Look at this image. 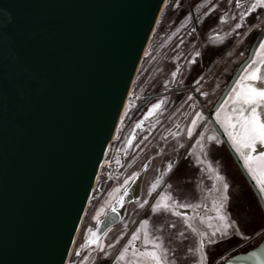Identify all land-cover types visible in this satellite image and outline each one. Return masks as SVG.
I'll return each instance as SVG.
<instances>
[{
  "label": "water",
  "instance_id": "obj_1",
  "mask_svg": "<svg viewBox=\"0 0 264 264\" xmlns=\"http://www.w3.org/2000/svg\"><path fill=\"white\" fill-rule=\"evenodd\" d=\"M165 1L0 0V264H65ZM233 262L264 264V242Z\"/></svg>",
  "mask_w": 264,
  "mask_h": 264
},
{
  "label": "rangeland",
  "instance_id": "obj_2",
  "mask_svg": "<svg viewBox=\"0 0 264 264\" xmlns=\"http://www.w3.org/2000/svg\"><path fill=\"white\" fill-rule=\"evenodd\" d=\"M173 1L174 0L165 1L152 35L146 45L143 58L127 93L124 110L117 122L114 132L115 138H113V141L109 144L108 152L103 160L106 164L100 169L97 176L90 201L80 223L76 239L70 250L67 264H100V262L96 259L99 258L100 255L106 253L108 249L112 251L117 246L118 243H116V241L118 239L119 242L122 240L121 237L125 235V232H127L129 226L132 224V221L135 220L142 209L140 204H142V202L146 199L147 201L151 200V198L158 191H160L159 195L154 200L153 204L160 195H167L162 185L163 190L161 189V186L158 185L156 190L153 191L152 184L155 183L157 179H161L162 181L164 180L169 170L168 165L170 163L173 164L174 160L185 148L187 149V153H192V155H190L192 161L199 166L198 175L201 176H198V179H200V183L202 182L201 179L205 174L206 177L212 179L217 192L211 194L203 193L201 187L196 185V195L192 198L185 199L184 201H176L177 206L179 203H185L191 205L199 204L200 207L203 205L213 207V204H219L222 202L220 189L221 182L215 180V175L217 174L215 166L220 165L224 159V155H220L218 150L215 149V147H217L216 142L208 141L206 139L209 132H213L214 135H216L212 125L207 121L203 123L197 121L200 126L199 128L193 130L194 135L192 137H188L186 134L188 127L191 126L190 121L195 118V114L199 112L202 117L204 116L203 108L198 105L197 99L189 91H184V93L180 95L181 97H174L173 100H176L174 104L171 103L173 96L172 93L162 95L158 93L161 89L169 86H172L173 89L181 87L188 81L187 75L188 70L190 69L186 66V55L192 46V42H190L192 38L189 36H191L193 30L192 26L189 25V27L184 28L186 32L188 30L187 33H183L185 36L178 37L176 30L179 26L186 23L187 18H183L182 21H180L175 27L171 25L170 7ZM236 9H239L236 7V0H199L194 5V12L200 11L199 16L202 15L204 10H223L227 13L228 17L231 18L232 13ZM262 21L263 19H259L245 29L239 38L214 64L211 65L205 74L200 76V78H197L198 84L194 89L196 95L201 100L202 106L206 110L212 106L215 98L222 89L221 81L224 77L228 79L234 71V66L245 57V54H239V42L247 34H249L250 30L258 28ZM231 23L232 21L226 23V29L232 28ZM190 27L191 29H189ZM184 39H187V42L184 43L185 49L180 50L182 52L181 54L179 53L180 51L177 53L178 45L181 40ZM261 42H264V36L258 46ZM173 54L179 55L178 60L176 61L178 65L177 67L176 64L168 61V58ZM255 67L256 66L253 65V68ZM174 69L175 75L171 76V72ZM243 69L235 79L221 104L217 107V109L221 110V118L224 116H233V107H245L246 110H250L247 106L241 105L239 102L233 103V101L229 99L230 90L236 87L237 80L243 73ZM251 71L252 69H249V72ZM194 73H197V68H194ZM195 77H197V75H195ZM257 77L258 79L255 81H245L243 86H252L264 90V66L261 67L260 73H257ZM237 90L239 91V89ZM155 93H158L157 97H153L151 100L145 101V109L139 110L138 112L136 111V114L132 117L128 124L123 127L124 120L131 112V109L134 106L133 104L135 103L137 105L148 94ZM189 96L192 97L191 100L188 99ZM160 101H164V103L160 110L151 115L155 117V121L150 124L148 122L149 120L145 119V116L148 115L152 105ZM225 101H227V103H225ZM260 105L261 106L257 108V111L261 115L262 119H264V101H260ZM217 109L212 113V117L215 122ZM151 116H148V118ZM150 120H152V118H150ZM138 123H141L140 128L136 127ZM218 126L232 147V142L230 141L228 135L224 132V129L220 124H218ZM150 129H152V134L149 135V137L144 138L142 134L148 132ZM202 130L205 139L202 140L201 143L204 147L211 148V155H208L207 151L205 152L201 148V144H196L195 142L197 139H200V136L196 133H199ZM171 133L176 134L175 138L171 135ZM126 134H128L127 137ZM214 137L218 140L217 135ZM191 141V147L188 148ZM180 145H183V147ZM236 154L244 165L243 159L237 152ZM197 157L203 159L204 163L201 164ZM209 164L212 165V171H209L207 167ZM162 173L164 174L163 176ZM133 180L134 182L130 186ZM125 181H127V183H125ZM127 186H129L127 188L128 195L124 196L123 207L118 205L117 208L120 214L119 219H116L115 222L111 224L112 230L106 237L102 235L104 224H101L100 233H98V235H100V239L93 243V234L91 239H89L91 232L93 233L97 227L96 221L93 217L97 216L99 219L104 220V223H108L105 216L109 214L108 212L110 211L112 203H114L119 196L123 195ZM115 189H120V191L115 192ZM149 192H151V195H149ZM109 193L112 195L110 196ZM136 201H139V203ZM198 208L191 209L196 211ZM113 215L114 214L110 212V215L108 216L112 217ZM187 216L195 217L192 214ZM190 222H193V225L197 227V229H202L204 227V225L201 224L196 217ZM89 229L94 230L89 231ZM210 232L211 230L208 233ZM96 244L103 246L104 252H100L96 248ZM109 244H115V247L108 248L107 246Z\"/></svg>",
  "mask_w": 264,
  "mask_h": 264
},
{
  "label": "flooded vegetation",
  "instance_id": "obj_3",
  "mask_svg": "<svg viewBox=\"0 0 264 264\" xmlns=\"http://www.w3.org/2000/svg\"><path fill=\"white\" fill-rule=\"evenodd\" d=\"M198 1L199 0H174L171 3L170 18L171 25L173 27L177 26V24L182 21L183 18H187L186 23L184 25L179 26L176 30V34L178 35V37L185 36L183 35V33L186 32L184 28L189 27V25L192 26L193 32L191 36H189L192 38V40L190 41L192 42V46L190 50H188V53L186 55V66L188 69H190L188 70L187 75L188 81L184 83L181 87L173 89L172 86H169L167 88L161 89L158 93L161 95L172 93L173 96L171 103L174 104L176 102V100H173L174 97H181L180 95H182L184 91H189L197 99L198 105L201 106L204 110V122H208V115L210 114V116L212 117V113L222 102L221 101L218 106L211 111L213 104L217 100L223 88L226 86L229 78L227 79L226 77H224V79L221 81L222 89L220 90L218 96L215 98L212 106L208 110H206L202 106L200 98L196 95L194 88L198 84L197 78H200V76L205 74V72L211 67V65L214 64L227 51L228 48H230V46L239 38V36L243 33L245 29L251 26L255 21L263 19L258 28L250 30L249 34H247L239 42V54H245V56L247 55L249 47L253 42L256 34L264 25V9L258 8L256 11L248 13L249 6L254 3L255 0H240L242 7L236 9L232 13V19L229 18L227 13L223 10H204L202 15L199 16L200 11L194 12V5ZM242 12L248 13L244 19H241L240 14ZM230 21H232V28L226 29V23ZM237 23L241 24L240 28H236ZM189 29H191V27ZM186 42L187 39L181 40L177 48V53L178 51L185 49L184 43ZM179 53L181 54L182 52L180 51ZM178 56L179 55L173 54L168 58V61L173 62L174 64H176L177 67L178 65L176 61L178 60ZM238 64L234 66V71L237 68ZM194 68H197L196 74L194 73ZM174 73L175 69L171 72V76L174 75ZM195 75H197V77H195ZM158 93L148 94L137 105L134 103L131 112L127 115L124 120L123 127L128 124V122L136 114V111L138 112L139 110L145 109V101H149L153 97H157ZM150 118H152V120H150ZM148 120V122L152 124V122L155 121V117L151 116L148 118ZM210 124L212 125V123ZM213 129L215 134L217 135L218 140L220 141V143L216 144L217 147H215V149L218 150V153L220 155L223 154L225 159H223L220 165L215 166V171L222 175L225 178V181L230 186L229 192L227 194L229 196V200L225 201L224 203L226 205V213L228 214L230 221L233 222L234 227L228 230L229 235L227 236L221 237L218 234V236L215 238L214 243L209 244L207 240L205 241V253L207 256L205 264H236V262H233V259L237 258V256L239 255L251 251L252 249H255L259 244L264 242V209L261 207L258 198L256 197V194L247 183L241 170L238 168V166L228 153L217 131L214 127ZM151 134L152 129H150L148 132L143 133L142 136L144 138H147ZM127 135L128 134H126V137ZM216 135H214L213 132H209L206 136V139L209 136ZM191 144L192 141L190 142L188 148L191 147ZM202 149L205 152L207 151L208 155L210 154V147H204ZM241 164L246 173L252 179L251 174L243 165L242 161ZM198 171L199 166L192 161L191 156L188 155L187 149L185 148L174 160L172 170H168L164 180H161L159 186L162 185L165 189L166 194H171L177 202L184 201L185 199L192 198L193 196H195L196 185L201 187L203 193H216L217 189L216 186H214L212 179L206 177L205 174L203 175V178L201 179L202 182L200 183V179H198V176L201 175H198ZM252 181L254 183L255 188L258 190L264 205V193H261L259 191V185L256 183V181L253 179ZM168 185H171V187H168ZM220 189L222 196V183L220 185ZM159 192L160 191H158L151 198V200H144L147 201V204L144 205V207L140 210L138 216L135 218V220L132 221V224L129 226L127 232H125V235L122 237V240L112 251L108 249L106 253L100 255L99 258L96 259L98 262H100V264H114L115 257L118 255L119 251L122 250L123 246L127 243L132 234L137 230L140 231L141 239L134 241L133 244L137 248L142 249V235L145 229L140 228V225L146 219L149 221V224L147 225V230H149L150 232L153 231L155 228H158L164 219H167L170 222H176L177 228H164L163 233L161 234L162 242L166 247L175 250V255L178 259V264H192V258L189 257L188 259H185V257L187 256V248L194 242L198 243L199 238L195 237L190 230H186L183 220L171 216L168 213H165L163 214V216H161L159 214H153L151 212V206L153 205L154 200L159 195ZM175 210L180 211L182 214H192L196 217L199 222H201V220L203 219L205 221V223H203L204 227L198 230L204 231L206 234H210L208 233L210 229L206 227V224L208 222H211L214 226L218 223L214 219L215 211L213 207L209 205H203L196 211H193V209L191 208L182 210L178 206ZM209 217H213V219L209 221ZM178 229L186 231V235L188 236L187 240H183L181 238L176 237L175 233ZM128 255L129 257H131V248L129 250ZM171 255L172 252H169V256ZM119 264H125V262H119Z\"/></svg>",
  "mask_w": 264,
  "mask_h": 264
},
{
  "label": "snow or ice",
  "instance_id": "obj_4",
  "mask_svg": "<svg viewBox=\"0 0 264 264\" xmlns=\"http://www.w3.org/2000/svg\"><path fill=\"white\" fill-rule=\"evenodd\" d=\"M236 7H242L240 0H236ZM258 8L264 9V0H255V2L249 6L248 13L254 12ZM248 13L242 12L240 14L241 19H244ZM240 27L241 24L237 23L236 28ZM252 56L253 58L244 66L243 73L237 80L236 87L230 90L229 95V99L232 100L233 103L239 102L241 105L247 106L250 110H246L245 107H233V116H224L221 118V110L217 109L216 123L220 124L224 129V132L228 135L230 141L232 142V147L243 159L244 166L251 174L252 179L255 180L259 185V191L264 193V119H262L261 115L257 111V108L261 106L260 101H264V90L252 86H243L245 81H255L258 79L257 73H260L261 67L264 66V42L260 43ZM253 65L256 67L253 68ZM249 69H252V71L249 72ZM237 89H239V91ZM188 99L191 100L192 97L189 96ZM163 103L164 101H160L156 104H153L148 115L145 116V119H148V116H151L160 110ZM225 103H227V101H225ZM204 120L205 118L202 117L201 113L197 112L195 114V118L190 121L191 126L187 129V136L192 137L194 135L193 130L199 128L200 126L197 121L203 123ZM208 122H212L210 118H208ZM141 123H138L136 127L140 128ZM196 134L200 136V139H197L195 142L196 144H201V148H203V144L201 143V141L205 139L203 130ZM171 135H173L174 138L176 136L175 133H171ZM207 140L220 143V141L214 136L207 137ZM180 146L183 147V145ZM188 155L190 156L192 153L189 152ZM197 159H199L201 164L204 163L203 159H200L199 157H197ZM207 167L209 171L213 170L211 164L207 165ZM172 168L173 164L170 163L168 165L169 171H171ZM163 175L164 174L162 173V176ZM215 180L222 183L223 193L222 202L219 204H213V209L215 211L214 219L218 223L215 226L211 222L206 224V227L211 230L210 234H206L204 231L198 230L197 227H195L193 223L190 222L192 219H195V217H188L187 215H183L180 211L175 210L177 207V202L171 194L160 195L155 203L151 206V212L153 214H159L163 216V214L168 213L171 216L183 220L186 230H190L195 237L199 238L198 243L194 242L187 248V256L185 259H188L189 257L192 258V264H205L207 259L205 253L206 240L209 244L214 243L218 234L221 237L227 236L229 235L228 230L234 227L233 222L230 221L229 216L226 213V205L224 203L225 201L229 200V196L227 194L229 192L230 186L225 181V178L219 173L215 175ZM125 183H127V181H125ZM160 183L161 179H157L156 182L152 184V190H156ZM168 187H171V185H168ZM114 191L119 192L120 189H115ZM109 195L111 196L112 194L109 193ZM127 195L128 192L127 189H125L123 195L119 196L115 202L112 203L110 210L114 215L112 217L106 216L108 223H104V220L99 219L97 216L93 217L97 225L95 231L89 229V231H93V243L100 239V235H98V233H100L101 224H104V229L102 232L104 237H106L112 230L111 224L115 222L116 219H119L120 215L117 210V205L123 207L124 196ZM149 195H151V192H149ZM136 202L139 203V201ZM145 204H147V201H144V203L140 204V207L143 208ZM178 206L182 209L200 207L199 204L191 205L185 203H179ZM212 219L213 217L208 218L209 221ZM201 223L203 224L205 221L202 219ZM148 224L149 221L146 219L140 225V228L145 229L142 235L143 248H137L133 244L134 241L141 239L140 231L137 230L132 234L131 239L127 241L122 250L119 251L118 255L115 257L114 264H119V262H125V264H178L175 250L166 247L162 242L161 237L165 227L177 228L176 222H170L167 219H164L160 226L151 232L147 230ZM175 235L177 238H181L183 240L188 239L185 230L178 229ZM116 243H119V239L116 241ZM107 247L113 248L115 247V244H109ZM96 248L100 252H104L103 246L96 244ZM130 248L131 257L128 255ZM169 252H172L171 256H169Z\"/></svg>",
  "mask_w": 264,
  "mask_h": 264
},
{
  "label": "bare ground",
  "instance_id": "obj_5",
  "mask_svg": "<svg viewBox=\"0 0 264 264\" xmlns=\"http://www.w3.org/2000/svg\"><path fill=\"white\" fill-rule=\"evenodd\" d=\"M129 96H130V94H129ZM125 104H126V101H125V103H124V105H123V109H122V111L124 110V107H125ZM114 136V135H113ZM102 163H103V161H102ZM145 169V168H144ZM133 182H134V180L131 182V184H130V186L133 184ZM129 187V186H128ZM139 188V187H138ZM120 194V193H119ZM135 200V199H134ZM117 208H118V205H117ZM111 209V208H110ZM118 210V209H117ZM110 212H111V210L108 212V213H106V214H108V215H110ZM108 215H106L107 217H110V216H108ZM106 216H105V219H106ZM107 220V219H106ZM118 223V222H117ZM96 229V228H95ZM94 230V229H93ZM92 232H91V235H90V237H89V239H91V237H92ZM88 239V240H89ZM65 264H67V260H66V262H65Z\"/></svg>",
  "mask_w": 264,
  "mask_h": 264
},
{
  "label": "built area",
  "instance_id": "obj_6",
  "mask_svg": "<svg viewBox=\"0 0 264 264\" xmlns=\"http://www.w3.org/2000/svg\"><path fill=\"white\" fill-rule=\"evenodd\" d=\"M116 126H117V125H116ZM115 129H116V128H115ZM114 132H115V130H114ZM114 132H113V135H114ZM113 135H112V138H111V142L113 141V138H115V136H113ZM111 142H110V143H111ZM108 147H109V146H108ZM107 152H108V148H107L106 153H107ZM106 153H105V156H106ZM105 156H104V158H105ZM103 160H104V159H103ZM105 164H106V162H103L101 168H102ZM96 180H97V179H96ZM95 183H96V182H95ZM68 256H69V255H68ZM67 260H68V258H67Z\"/></svg>",
  "mask_w": 264,
  "mask_h": 264
}]
</instances>
